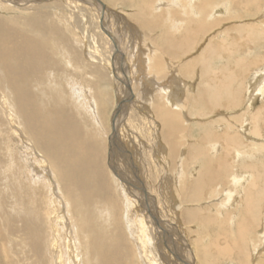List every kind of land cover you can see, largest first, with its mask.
Wrapping results in <instances>:
<instances>
[{
    "label": "bare ground",
    "instance_id": "bare-ground-1",
    "mask_svg": "<svg viewBox=\"0 0 264 264\" xmlns=\"http://www.w3.org/2000/svg\"><path fill=\"white\" fill-rule=\"evenodd\" d=\"M58 1L62 0H0V8H7L10 11L11 9L14 10V7L20 8L21 6L23 7V5L26 4H49ZM63 1H82L91 3L99 7L98 18L101 20L98 19V21H100L101 29L107 33L106 36L109 40L110 51L113 52L111 62L109 60V71L111 75H113V83L123 89L122 92H124L123 94L125 96L123 97L122 95H120V99L115 102V105L112 108L113 111L110 117L112 118V133H110V136L108 138L106 137L108 140V144L106 143V148L108 146L109 160L106 161L105 166L108 167L111 174L115 177H113V180L124 205L122 215L127 212L125 219L130 225L129 229H132V232H130L129 229L128 230L130 233H132L131 235L133 236L134 240H136L135 244L141 259L148 264H159V262L161 264H197L193 248L190 246L188 239L185 237V234L181 232V230L183 231V229L176 225V223L174 224V227L177 229V231L173 232L174 234H171L172 236H170L169 227L173 223L170 222L167 217H164V214L162 215V212L160 211L161 209H158V203L161 202L163 205H165L163 207L165 208L164 211L166 213H170V215H172L171 213L174 212V208H172V206L169 203L165 202L163 199L158 200L157 196L154 194L158 192L157 190H155L154 185H159L157 187L161 194V185H168L169 182L171 183L173 181L177 182L175 177L176 174L173 175L174 177H171L172 180L169 176V178H165V175V179L163 178V181L157 182V174H159L156 170L155 175V166L157 161L154 160V162H152L153 164L150 163L151 161H149V163L147 162L145 166L146 170L143 169L140 166L141 164L139 165L138 163V158L136 159L134 154L131 153V150L129 148L130 145L128 144V142L123 141L122 143L120 128H118V125H116V123H118L117 117L120 114L124 115V113L126 112L128 114L131 113L130 116H133L134 113L132 112V107L136 102L139 103L136 105H140V107H142V109L147 113L146 117H144L146 121L143 122L146 127L145 133H147L144 141L146 143L147 141L151 142V144L153 143L154 151L158 150L160 155H163V158L167 156L169 167H171L172 169L176 168V158H178L179 160L180 156L182 158V156L186 155L187 157H189V162H191L198 157L203 159L207 156V154H209L207 161L200 162L201 160H198L200 162L198 164L199 173L198 176L195 177L196 179L194 180V182L192 181L193 183H190L189 185L185 183L189 178H191L190 173L187 172V174H184L185 178L181 173L179 174V176L181 175L180 177H178L179 181L187 186V190H184L179 194L183 198V200L188 201L191 199V201H195L196 199H198V197L203 198L202 192L206 189H211L210 194L208 193V197L209 199H211L210 195L212 191L215 190L214 186L216 185V183H218V181H221V185L218 191H215L213 196L211 195L212 199L215 197V199L217 200L215 201L217 203L216 205L226 206L227 202L228 204L232 205L231 203L234 198H232V194L234 196L233 191L236 192V190H238L241 193L240 195L244 194L242 203L245 209L244 211L246 213L242 217L243 221L237 229V231L241 235L239 237L242 238V235L246 234L245 232L248 233L247 221L252 225L251 227H253V225L257 226L259 214L260 212H262L260 211L259 207V205H261L260 200H262L259 199L260 191L262 190H260L259 186L257 187L256 184V179L259 178L258 175L260 174H258L257 176L254 175V178L252 177L249 179H247V176L244 175L245 173L243 174V172L235 174L236 176L234 175V173H237V169H239V166L237 164L238 162H235V159H237L240 154V141L242 143L241 146H244V149H247V151H249V147L252 148L254 146L248 145L247 143L243 142L240 137H234V135L236 136L237 134H231L232 126L230 125V123L224 132L223 130L217 131L218 129L216 128V130L213 129L211 133L208 131L202 137L196 139V143H190L188 145L189 147L187 149V154L183 153V143L179 145L178 142L195 140V137H192L195 136L193 135L191 129L192 127H190L189 124L188 126H186V123L189 122V119L195 120L198 117H203L207 115L210 110H214L219 107L224 108L223 110H225V108L230 109V118L232 116L231 109L233 110L235 108L239 109L243 107L244 110H248L246 111V115H251V119L257 121L262 120L263 118H261L260 116L262 113L254 111L253 107L254 103L257 100V96H264V70L262 69L264 68V65L260 70L259 68H257L258 70L254 73V75L256 74L257 77L255 80V87L251 92L249 91V89H243L240 84H238L242 80H239V78L236 77V75L234 74L235 70L230 68L229 65H232L231 63H233L234 67H241V69L237 70H242V68L245 66H242V63H245L246 60H248V65L250 66L251 64L253 65L254 61L264 59V57H258L257 55L259 54L257 53V55H255V53L253 55V51L251 52V49L248 54L240 56V58L234 57V59L232 55L223 59L222 54H225V51L227 53L232 52L230 51V49H232L231 46L235 48L233 49V51H238V47H236L234 43L232 44L231 42L227 41V37L224 38V36H227L226 34H223L222 38H220V36L222 35H213L215 39L213 37H210L206 42L204 41V39H207L204 37L213 32L212 31L208 34V32L212 28L219 25V23L223 24L225 21L221 20V18H217L218 15L221 14L219 11V13H211L212 9H210V7L206 8L208 2H204L203 0H127L134 3L131 4V6H136V9L132 11L135 13H133V17H131L135 20V22L128 21L127 19L129 25L126 23V21L124 23L127 24L130 28L134 23L139 24V26L141 27H138V31H134V34H130V37L127 36L128 32H125L126 25L125 27H123V25H119V27L115 26V29L113 30L112 27L108 26V23H106L107 19L111 21V23H113V26L117 25L119 22L124 21L122 20V16H120L121 14L116 16L117 13L114 14L113 12V15L109 16V11H114L108 3L110 2L109 0H106L107 2L104 0H98L99 2L97 0ZM111 1L114 2L115 0ZM214 1L216 3V0ZM230 2L233 1L230 0ZM210 3H212V1ZM243 3L246 6L255 5L256 7H258V0H245L243 1ZM211 5H214V3ZM225 5L229 8V5ZM195 8H197V10ZM228 10L229 12H226V14L229 15L225 19L231 20L237 17L236 11L230 9ZM154 11L161 12L159 14H155ZM40 15L42 14L40 13ZM47 15L48 14H46V16ZM256 15L259 14L256 13L255 17ZM33 16H35V14ZM239 16L241 17L242 15ZM244 16H246V14ZM112 17H114V19ZM119 17H121L122 21H119ZM13 19H15V16L12 15L0 17V84L4 83L6 80L5 83H7L9 88L13 92H15L16 102H18V106L20 109L19 112L24 118L26 129L42 149H44L48 154L51 155L52 151H55L57 148H59L62 151L60 155H62L63 157L67 158L69 154L77 157L78 154L76 152L75 146L78 138L76 136H72L67 126L68 123L73 121L72 115L69 112H67L66 114L62 105H57V107L55 108L44 107L42 109H40L39 107H35L33 103L32 106H29V102L32 101L29 94V88L30 83L34 80V77H38V75L39 77L50 75V72L46 74L44 73L47 66L46 61L49 55L50 39L53 40L54 44L58 42L62 45V49L57 47L58 52H54V54H58L63 58L64 65L69 64L68 50L66 47V37L58 27L54 26L48 21L45 24L43 21L38 20V18L36 17L26 18L21 23H18V25L20 26L14 30V28L12 27V24L14 25ZM262 21H264V19ZM183 22L185 24H182ZM128 26L127 28H129ZM263 26L264 24H235V30L238 31L237 37L240 36L239 40L237 39V41H241L242 43L246 42V40L251 39V36L252 38H255V36L258 38L259 36L257 35H260V32L262 33L264 31ZM158 27H160L161 29L163 27V29L162 31H158L157 33L155 29ZM180 28L185 30L184 33H179ZM228 32L229 30L224 31V33ZM178 33L180 34V36ZM197 33L201 34L202 37H200L199 35V38H197V36L194 35ZM203 33L205 34V36L203 35ZM259 40H261V43L264 41H262L261 38ZM158 43L162 45V49L166 53L174 56L172 57V61L165 60L163 57V51L161 50V52H158L155 49V45H157ZM201 43L203 44L201 45ZM252 43L253 42L251 41L250 44ZM200 46L203 47H201V49H198L199 52L197 53L196 50ZM222 59L225 61H222ZM220 60L224 63L218 64V61ZM213 61L216 62L215 65L213 64ZM56 62H59L58 66H60L61 68L64 67V65L61 64L60 58L54 61V63ZM259 65L261 64L259 63ZM97 71L99 72L98 69ZM3 76L5 80L3 79ZM147 77H151L152 80L149 81ZM78 85L79 86L75 88V91L77 92L76 96L81 97L80 87L82 89L83 86L80 84ZM244 93H248L247 99H243L245 95ZM91 100L94 102H92L94 106L92 112L93 116L95 117V123L96 125H99L101 127V121L98 120L99 117L97 116L98 110L95 103L96 101H94V99ZM0 103L2 105H5V107H7L8 105L7 99L2 95H0ZM87 104L89 105V102ZM260 108H258L257 110H259ZM249 110H251V112ZM100 114L101 112H98L99 116ZM236 114L237 113H235V115ZM220 117L225 118L224 115H220ZM242 117H244L243 114L240 115V118ZM231 120L235 121V123L238 122L239 115L234 116ZM60 122H66L63 125L66 134L68 137H72L74 150V152L72 153H68V150L70 149L66 146L67 142L62 131H58L55 134H52L50 132L51 128H54L57 125L60 126ZM216 122L217 121L215 120L210 121V123L207 122L203 124L209 125L207 126V128H209L210 130V125ZM242 125L243 124H240V126ZM129 129H131V126ZM260 129V127H254L253 130L258 134ZM228 130L230 131V133L228 132ZM128 134L131 135V131L130 133L128 132ZM259 134L263 135L262 131ZM133 136L136 137L135 135ZM133 136L131 138L134 139ZM47 137L49 138V141L51 139L53 140L55 148L42 143V141H47ZM11 139L14 140V143L12 144L15 149L18 150L20 158H24V160L28 161L32 166V170L30 171L33 175H36V177L38 178L46 177L49 180L51 179L53 184L58 180L63 181V179H61V176L62 178L64 177L62 174V169L60 167L56 168V162H54L53 164L51 176L47 174L48 169L45 166L43 160L38 158L39 156L35 154L31 145L28 144V142L25 140V137L21 133L17 132V130L15 129L12 130L10 139L8 141L9 143ZM228 140H230L229 143L225 144ZM261 140L262 142H260L259 144V149L264 150V138H261ZM220 141H222V143H218ZM118 142L121 143V145ZM89 143L90 145L94 144L95 140L91 137ZM256 143H254V145ZM121 146H123L122 150ZM223 146L226 147V153H224L225 151H223L224 148L222 149ZM213 148H216L215 152H212ZM9 150L12 149L9 147ZM247 151L245 150V152ZM165 152L167 153V155ZM211 155L212 157L210 158ZM226 155H229L231 157L228 162L224 158ZM252 155H255L254 151H251L250 156ZM90 156L92 158H95L96 152H91ZM215 156L219 159H215ZM55 159L57 160L58 158L56 157ZM120 159L124 161L125 167L127 166L126 168L132 169L131 171L134 179L129 175V169H125V171L122 170L123 167L122 169H120L121 166H119L118 164V162H120ZM95 164L97 169L101 172V176L103 177L100 179V185L106 190V193H108L109 187L106 183L101 166L98 161ZM214 164H216L217 166H214ZM250 165L251 163L247 165L243 164L242 167L244 169H247L248 167H250ZM6 170L8 171V173H4L6 189H3L1 191L4 197L3 203L5 204L7 209L10 208V211H12L13 213L15 208V211H17V213L22 216L21 218L28 219L30 213L28 212L27 208L25 206H20L19 204L17 205L16 203L14 204V195L16 191H18L19 196V194H21L24 189L19 187L18 181L14 178V173L10 172V164H7ZM145 171H149L151 177H144ZM262 173L264 174L263 171ZM246 180L247 182L243 184ZM229 184L230 186H228ZM190 185L192 186L189 188ZM225 186H228L232 191H230V189ZM255 187L257 188L256 190H254ZM67 192V196L73 199L71 203L75 209H77V206H79L81 202L89 203L87 201H82L84 199L81 198H73L71 195V190H68ZM220 193L224 194L223 196H225L227 200L226 198H221ZM171 198L172 201L175 200V196H173L172 193ZM173 204H175V202ZM62 207H64L65 211L68 209V205L66 203H63ZM111 207L112 212L117 214L118 205L113 202V205H111ZM136 210H141V212H137ZM87 212L89 213L90 211L87 210ZM239 213L241 214V212ZM65 214L66 213L62 212L60 214V217H64ZM186 215L188 218L193 216V214L191 213H187ZM231 215H227L226 220L231 219ZM9 216H12V213L7 214L6 211L0 208V264H14V256L11 259H8V249L6 246V243H10L9 241H7L6 237V225L9 221ZM213 217L214 216L210 217L209 219L210 221L215 220L213 221L214 223L216 222L217 218ZM61 218L59 219L60 222H58L66 228V231H68L64 233L67 235V244L65 245V250L68 251L67 256L69 260H63V255L59 251V244L55 236H52L51 242L48 245V255L44 256L42 251L43 242L41 232H35L34 237L32 236L31 247L33 249V255L37 260H43L44 264H81L82 256L79 252L77 224L73 222L71 224V228L66 227L65 224L62 223ZM32 222L33 221L30 220V224H32ZM78 225L81 229V232L83 229L88 231L87 236L89 237V241L87 244V251L90 252L92 264H96V260L97 264H99L100 262H107L108 258H116L120 263H126L127 256L124 252L123 254L113 253L111 248L108 249L104 243H101L103 241L102 239H100L97 233H95L97 231L93 224L92 217L84 218L80 222L78 220ZM22 230L24 232H27L25 225L22 227ZM262 234H264V232ZM120 235L122 237V234ZM243 236L248 237V235ZM180 238L182 239L181 244L184 246V249L187 253H189L191 257H182L177 251L179 249L178 245L180 244ZM170 239L172 241L173 239H177L176 242L178 243L171 242ZM242 239H244L246 243L247 238ZM233 243L234 242H232V244ZM181 244L180 249L184 250ZM211 245L215 246V244L213 243ZM158 246L160 247L159 253L156 252V247ZM162 247H164L165 250ZM224 247L219 250L222 254H226V252H228V249L229 252L231 251V248L229 246H227L228 249H226V246ZM105 248H107L106 251L104 250ZM50 250L53 252V255ZM243 252L245 256L246 253L245 251ZM182 254L184 253H181V255ZM257 255L258 254L255 255L254 262H251V260H249V258L247 257V261H245V264H264V257L258 258L256 257ZM159 259H161V261H159Z\"/></svg>",
    "mask_w": 264,
    "mask_h": 264
},
{
    "label": "rangeland",
    "instance_id": "rangeland-1",
    "mask_svg": "<svg viewBox=\"0 0 264 264\" xmlns=\"http://www.w3.org/2000/svg\"><path fill=\"white\" fill-rule=\"evenodd\" d=\"M49 1H53V0H49ZM109 1L110 2L108 3L110 4L111 8L114 10V11L112 10L109 11L110 14L109 16H112L113 12L114 14L117 13L116 16L121 14L120 16H122V20L124 21L119 22L117 25L113 26V23H111V21L107 19L106 23H108V26L112 27V29L114 30L115 26L119 27V25H123V27H125L126 25L125 32H128L127 33L128 37H130V34H132L134 31H138L137 29L138 27H140L139 24L134 23L133 25H131L130 28L127 22V19L128 21L135 22V20L131 18L133 17L132 14L135 13L132 11L136 9L135 8L136 6H131V4L134 3L129 2L127 0H115L114 2L111 0ZM145 1H149V0H145ZM203 1L208 2L206 8L210 7V9H212L211 13L219 11L222 15L220 14L218 15V17L217 16L216 17L221 18V20L227 22V23L224 22L223 24L219 23V25L215 26L208 32L209 34L210 32L213 31L207 36H205V34L203 33V35L205 36L204 38H207L206 40L204 39V41L206 42L208 38L213 37V35L216 36L222 35L220 36V38H222L223 34H226L227 36H224V38L227 37V41L231 42L232 44L234 43L235 46L238 47V51L237 50L233 51V49L235 48L231 46L232 49H230V51L232 52L227 53L225 51V54H222L223 59L232 55L233 58L234 57L240 58V56H244L245 54H248V52L251 49H252L251 52L253 51L252 52L253 55L255 53V55L259 54L257 55L258 57L260 56L264 57L263 55L264 31L262 33L260 32V35H257L259 36L258 38L256 36L255 38L254 37L252 38L251 36V39H249L250 41L246 40V42L242 43L241 41L239 42L237 41V39L239 40L240 36L237 37L238 31L235 30V24L237 23H244V24L246 23L250 25L264 24V21H262L264 19V3H262L264 2V0H258V7H256L255 5L253 6L244 5L243 1L245 0H239V1L232 0L233 2H230V0L228 1L222 0L223 2L221 0L218 1L216 0V3L214 0H203ZM211 1L212 3H210ZM213 3L215 7L214 5H211ZM225 4L229 5V8ZM21 7L20 8L14 7V10L11 9L9 11L7 8H4L3 6L4 9L0 8L1 9L0 17H5L7 15L15 16V19H13L14 25L12 24L14 30L20 26L18 25V23H21L26 18L36 17L38 18V20L43 21L45 24L48 21L49 23L58 27L63 33V35L66 37V47L68 50L69 64L64 65L63 58L60 57V55L58 54L57 55L54 54V52H58L57 47L62 49V45L59 44L58 42L54 44L53 40L50 39L49 55L46 61L47 66L44 71L45 74L50 72V75L44 77L43 76L39 77L38 75V77L37 76L34 77V80L33 82L30 83V88H29V94L32 99V101L29 100L30 101L29 106H32L33 103L35 107H39L40 109H42L44 107L55 108L57 107V105H62L64 107L65 113L67 114V112H69L72 115L73 121L68 123L67 126L72 136H76L78 138L75 146L78 156L75 157L69 154L68 157L65 158L62 155H60L62 151L59 148H57L55 151H52L50 155L37 144L36 140L31 136L30 133H28L26 129L24 118L20 114L18 102H16L15 92H13L9 88L7 83H5L6 80L3 76L5 82L0 84V95L4 96L7 99L8 105L7 107H5V105H2L0 103V208L6 211L7 214L12 213V216L8 217L9 221L7 222L6 225V237H7V241L10 242V243H6L8 249L7 252L8 259H11L14 256V264H44L43 260L40 261L34 257L33 249L31 247L32 236L34 237L35 232H41L42 242H43L42 251L44 256L48 255V245L51 242L52 236H55L59 244V251L63 255V260H69L67 256L68 251L65 250L66 249L65 245L67 244V235L64 233L68 231H66V228L59 223L60 222L59 219L61 218L60 214L64 212L66 214L64 217L61 218L62 223H64L66 227L71 228L72 227L71 224L74 222L75 224H77L78 227L77 236L79 238V252L82 256L81 264H92V261H91L90 252L87 251V244L89 241V237L87 236L88 231L83 229L81 232V229L78 225V220L80 222L84 218H91V217L97 231L95 233H97V235L103 241L101 243H104L108 249L111 248L113 253L123 254L124 252L126 254L127 256L126 263L123 264H148L144 262L140 257V254L135 244L136 240H134L133 236L131 235L132 233H130L132 232V229L131 230L129 229L130 225L125 219L127 212H125L122 215L123 213L122 210L124 208V205L121 196L118 193L117 187L115 186L113 180L114 176L111 174L108 167L105 166L106 161L109 160L108 146L106 148V143L108 144L107 138L110 136V133H112L111 130L112 118H110L111 113L113 111L112 108L115 105V102L118 99H120V95H122L123 97L125 95L123 94L124 92H122L123 89L113 83V77H112L113 75H111L109 71L110 69L109 60L111 62L113 52L110 51L109 40L107 39L106 36L107 33L101 29L100 21H98L99 7L91 3H86L82 1L68 2L63 0L49 4H38V3H34L32 5L26 4L23 5L22 8ZM260 7H262L263 9ZM195 9L197 10V8ZM228 9L236 11L237 17L231 20L225 19L229 15L226 14V12H229ZM160 12L161 11H154L155 14H159ZM40 13L42 15H40ZM256 13L259 15H256L255 17ZM34 14L35 16H33ZM46 14L48 15L46 16ZM245 14L246 16H244ZM239 15H242L243 18L242 16L240 17ZM112 18L114 19V17ZM118 19L120 21L121 17H119ZM125 21L128 25L124 23ZM182 24L185 23L183 22ZM7 25H11V24H7ZM127 26L129 28H127ZM162 29L158 27L155 29V31L158 33V31L160 32L162 31ZM225 30H229V32L224 33ZM184 31L185 30L180 28L179 33L180 34L184 33ZM194 35H196L197 38H199V35L200 37H202V35L199 33ZM260 38L263 41L262 43L261 40H259ZM251 41L253 42L252 44H250ZM203 43H201V45ZM257 44L260 46H258ZM251 45L253 46V48ZM201 47L203 46L197 48L196 50L197 53L199 52L198 49H201ZM155 49L158 52H161V50L163 51V57L165 60L168 61L173 60L172 57L174 56L166 53L162 49L161 44L158 43L157 45H155ZM59 58L61 59V64L64 65L63 68L58 66L59 62L54 63V61L56 59L58 60ZM223 59L222 61H225ZM222 61L221 60L218 61V64L224 63ZM259 63L261 65H259ZM213 64L215 65L216 62L213 61ZM231 64L232 65H229V67L234 69L235 70L234 74L236 75V77H238L239 80H242L239 83L237 81V83L240 84V86L243 89L245 88L247 90L249 89V91L251 92L255 87V80L257 77L256 74L254 75V73L255 71L258 70L257 68H259V70L262 68V66L264 65V59L254 61L253 65L251 64L250 66L248 65V60H246L245 63H242L243 65L240 64L242 66L244 65L246 66V67L244 66L242 70H237V69H241V67H234L233 63ZM97 69L99 70V72L97 71ZM262 69L264 70V68ZM147 79L149 81L152 80L151 77H147ZM78 84L83 86L82 89L80 87L81 97L76 96L77 92L75 91V88L79 86ZM244 94H245L244 98L243 96L242 98L247 99L248 93L247 94L244 93ZM91 99H94V101H96L95 103L98 110L97 116L99 117L98 120L101 121V127L99 125H96L95 123L94 120L95 117L93 116V112H92L94 108L93 106L94 102ZM88 102L89 105L87 104ZM136 104L139 103L136 102L132 107L133 108L132 112L134 113L133 116H130L131 113L128 114L127 112L124 113V115L120 114L117 117L118 123H116V125H118L117 127L120 128V134L122 135L121 136L122 143L123 141L128 142V144L130 145L129 148L131 150V153L134 154L136 159L138 158L137 159L138 163L139 165L141 164L140 166L143 169L146 170L145 166L147 162L149 163V161H151L150 163L153 164L152 162H154V160L157 161L155 166V175H156V170L157 173H159L157 174L158 175V179L156 180L157 182L163 181L165 175H166L165 178L168 176L171 178L174 177L173 175L176 174L175 177L177 182L173 181L171 183L169 182L168 185H164V184L161 185L162 188L161 194L157 187L159 185H154L155 190L158 191L157 193H154L157 196L158 200L163 199L165 202L169 203L172 206V208H174V212L171 213L172 215H170V213H166L164 211L165 208L163 207L165 205H163L161 202L158 203V209L159 210L161 209L160 211L162 212V215L164 214V217H167L169 221L173 223L172 224L173 226L171 225L169 227L170 236H172L171 234H174L173 232L177 231V229L174 227V224L176 223V225H178L183 229V231L181 230V232L185 234V237L188 239L190 246L193 248L195 259L197 260V264H245L246 263L245 261H247V257L249 258V260H251V262H254V258L256 254H258L256 256L258 258L264 257L263 255L264 234H262L264 232V187H263L264 176H262L264 175L262 173V171L264 172V165H261L264 164V150L259 149V144L260 142H262L261 138H264V96L263 95L257 96V100L254 103V107H253L254 111L262 113L260 115L261 118H263L262 120L257 121L251 119V115L249 114L246 115V111L248 110H244L243 107L239 109L235 108L236 110L231 109L232 116L230 118L229 117L230 109L225 108V110H223L224 108L219 107L214 110H210L207 115L203 117L201 116L202 118L198 117L195 120L189 119V122L186 123V126H188L189 124V126L192 127L191 129L193 135H195L192 137H195V140L194 141L189 140L187 142L186 141L178 142L179 145L183 143L182 144L184 148V149L182 148L183 153L187 154V149L189 147L188 145L190 143L191 144L196 143V139H199L208 131L211 133L212 130L213 129L216 130V128L218 129L217 131L223 130L224 132L230 123V125L232 126L231 134L233 135L234 133L237 134L236 136L234 135V137L236 138L240 137L243 142L247 143L248 145L254 146L252 148L249 147L248 149L250 151L249 152L247 151V149H244V146H241L242 143L240 141L241 144L239 149L240 154L239 157L235 159V162H238L237 164L239 166V169H237L236 171L237 173H234V175L243 172V174L245 173L244 175L247 176V179H249L252 177L254 178V175L257 176L258 174H260L258 175L259 178L256 179V184L257 187L259 186V189L262 190L260 191V197H259V199H262L260 200L261 205H259L260 211L262 212H260L259 214L257 226L253 225V227H251L252 225L247 221L248 233L245 232L246 234L243 235H248V237L247 236L244 237L242 235V238H247L246 243L244 239L239 237L241 235L237 231V229L239 228L238 226L243 221L242 217L246 213L244 211L245 209L242 203V198H244L243 197L244 194L240 195L241 193L238 190H236V192L233 191L234 196L232 194V198L233 197L234 198L231 203L232 205L228 204V202L226 206L216 205L217 203L215 201L217 200L215 199V197L212 199L211 195L213 196L214 192L218 191V189L220 188L221 181H218V183H216V185L214 186L215 190L212 191L210 195L211 199H209L208 197V193L210 194L211 189L208 190L206 189L205 191L202 192L203 198L198 197V199H196L195 201H191V199L188 201H184L179 194L182 191L187 190V186L184 185L181 181H179L178 177L181 176V175L179 176V174L181 173L184 176V174H187V172L190 173L191 178H189L188 181L185 183L187 185L193 183L194 180L196 179L195 177H197L199 173L198 164L200 162L207 161L209 154H207V156L203 159L198 157L191 162H189V157H187L186 155L182 156V158L180 156L179 160L178 158H176V162H175L176 168L172 169L171 167H169L167 156L163 158L162 157L163 155L161 156L158 150H155L156 152L154 151L153 143L151 144V142L149 141H147L146 143L144 141L147 133H145L146 127L143 122L146 121L144 117H146L147 113L142 109V107H140V105H136ZM258 108L260 109L257 110ZM249 111L251 112V110ZM98 112H101L100 116L98 115ZM235 113H237L236 115H239L240 122L238 121L235 123V121L231 120L234 116H236ZM242 114L244 117L240 118V115ZM220 115H224L225 118L220 117ZM215 120L217 122L210 125V130L209 128H207V126L209 125L203 124L207 122L210 123V121H215ZM65 123L66 122H60V126L57 125L54 128H51L50 132L52 134H55L58 131H62L64 133L67 142L66 146L70 149L68 150V153L70 152L72 153L74 152L73 140L72 137H68L66 134L65 128L63 126ZM240 124L243 125L240 126ZM130 126L131 129H129ZM254 127H258V128L260 127L261 128L260 130L262 131L263 135L259 134L261 133L260 130L258 133L259 135L255 133L253 130ZM14 129L25 137V140L28 142L29 145H31L35 154L39 156L38 158L43 160L45 166L48 169L47 174L49 176H51L52 174L51 171L53 170L54 162L57 163L56 168L60 167L62 169V174L64 177L62 178L61 176V179H63L64 182L62 180H58L53 184L51 179L49 180L46 177L38 178L36 177V175L32 174V172L30 171L32 170V166L28 161L24 160V158L22 159L20 158V155L18 154V150L15 149V147L12 144L14 143V140L11 139L10 143L8 142L11 136V131ZM130 131H131V135L128 134V132L130 133ZM228 132L230 133L229 130ZM133 135H135L136 137H134ZM132 136L134 137V139L131 138ZM91 137L95 140V143L90 145L89 140L91 139ZM222 141L218 143H222ZM229 141L230 140H228L225 144H228ZM42 143L51 146L52 148H55L53 140L51 139L49 141L48 137H47V141L45 142L42 141ZM254 143L256 144L254 145ZM119 144L121 145V143ZM9 147L12 150H9ZM121 147L122 150L123 146ZM222 149L223 151H225L224 153H226V147L223 146ZM245 150L249 153L245 152ZM215 151L216 148H213L212 152ZM251 151H254L255 155L250 156ZM91 152H96L95 158L94 157L92 158L90 156ZM56 157L58 158L57 160L55 159ZM211 157L212 155L210 156V158ZM216 158L218 157L215 156V159ZM224 158L226 159L227 162L231 159L229 155H226ZM198 160L201 161L199 162ZM97 161L101 166L102 172L104 173L105 176L106 183L109 187L108 193H106V190L100 185L101 184L100 179L103 177L101 176V172L96 167L95 163ZM249 162L251 163L250 167L244 169L242 165L250 164ZM7 164H10V172L14 173V178L18 181L19 187L24 189V191L21 194H19V196H18V191H16L14 195V204L16 203L17 205L19 204L20 206H25L27 208L28 212L30 213L28 219L21 218L22 216H20L17 213V211H15V208L13 213L12 211H10V208L7 209V207L3 203L4 197L1 191L3 189H6L4 173L6 172L8 173V171L6 170ZM118 164L119 166H121L120 169H122L123 167L122 169L123 171H125V169H129L130 172L129 175L131 176V178H133L131 171L132 169L126 168L127 166L125 167L124 161L120 159V162H118ZM214 166L217 165L214 164ZM250 168H252L253 170ZM147 176L151 177L149 171L148 172L145 171L144 177ZM246 182L247 180L243 184H245ZM191 186L192 185H190L189 188ZM228 186H230V184ZM228 186L225 187L230 189ZM256 189L257 188L255 187L254 190ZM68 190H71V195L73 198L75 199L81 198L84 199L82 201H87L89 203L81 202V204L77 206V209H75L71 203L73 199L67 196ZM170 191L173 194V196H175L174 201H172ZM230 191L232 190L230 189ZM220 194H221V198H226L225 196H223L224 194L222 193ZM62 202L68 205V209L66 211L64 210V207H62L63 204ZM113 202H115L118 205L117 214L112 212L111 205H113ZM174 202L175 204H173ZM214 203L216 206L214 205ZM87 210H89L90 212L88 213ZM136 211L141 212V210H136ZM239 212H241V214ZM187 213H191L193 214V216L188 218L186 215ZM227 215L232 216L230 217L232 221L231 219H229L230 221L226 220ZM212 216H214L213 218H217L216 222L214 223L213 221L215 220L210 221L209 219ZM30 220L33 221L32 224H30ZM24 225L27 232H24L22 230V227ZM128 229L130 230V232ZM120 234H122V237ZM254 237H255V242H254ZM13 240H14V244H13ZM176 240L173 239L172 241L170 239L171 242H176ZM179 241L181 244L182 239L180 238ZM232 242L234 243L232 244ZM212 243L215 244V246L214 245L212 246L211 245ZM180 244L178 245L179 249L177 250L180 256L189 258L190 256L189 253L186 252L182 244L181 245L184 250L180 249ZM153 245H154V241H153ZM224 246H226V249H228L227 246H229L231 248L230 251L231 253L229 252L228 249V252H226L227 255L222 254L219 250H221L222 247ZM107 248H105L104 250L106 251ZM159 251H160V247L158 246L156 247V252L159 253ZM243 251H245L246 253L245 256ZM253 251L255 252V254ZM180 252L184 254L181 255ZM159 261H161V259H159ZM96 264H97V260H96ZM99 264H122V263H120L119 260L116 258H108L107 262H103V263L100 262ZM159 264L161 263L159 262Z\"/></svg>",
    "mask_w": 264,
    "mask_h": 264
},
{
    "label": "water",
    "instance_id": "water-1",
    "mask_svg": "<svg viewBox=\"0 0 264 264\" xmlns=\"http://www.w3.org/2000/svg\"><path fill=\"white\" fill-rule=\"evenodd\" d=\"M98 1V0H97ZM99 2V1H98Z\"/></svg>",
    "mask_w": 264,
    "mask_h": 264
}]
</instances>
